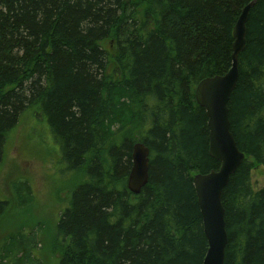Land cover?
<instances>
[{
	"label": "trees",
	"instance_id": "obj_1",
	"mask_svg": "<svg viewBox=\"0 0 264 264\" xmlns=\"http://www.w3.org/2000/svg\"><path fill=\"white\" fill-rule=\"evenodd\" d=\"M251 2L228 102L245 159L222 192L224 264H264V186L252 185L264 165V0H0V166L9 133L35 110L69 177L56 264L203 263L193 177L220 163L195 88L230 69L233 28ZM138 141L149 179L135 194L127 178ZM14 187L17 202L31 200L26 181ZM10 203L0 194V218ZM40 235L10 233L0 264H42Z\"/></svg>",
	"mask_w": 264,
	"mask_h": 264
},
{
	"label": "rangeland",
	"instance_id": "obj_2",
	"mask_svg": "<svg viewBox=\"0 0 264 264\" xmlns=\"http://www.w3.org/2000/svg\"><path fill=\"white\" fill-rule=\"evenodd\" d=\"M58 158L42 116L28 110L9 133L0 166V194L11 202L8 212L0 218V243L18 229L36 226L42 238V264L57 262L55 224L68 199L69 177H60ZM17 180L30 185L31 200L17 202ZM252 185L255 190L264 186V165L253 167Z\"/></svg>",
	"mask_w": 264,
	"mask_h": 264
},
{
	"label": "water",
	"instance_id": "obj_3",
	"mask_svg": "<svg viewBox=\"0 0 264 264\" xmlns=\"http://www.w3.org/2000/svg\"><path fill=\"white\" fill-rule=\"evenodd\" d=\"M253 3L247 4L242 9L233 28L234 41L230 69L224 75L202 79L195 89L196 101L205 109L208 119L209 154L220 163L217 171L197 173L193 177L208 241V250L202 264H224L228 235L222 192L231 175L245 158V153L239 149L231 132L228 102L237 86L238 58L246 45L247 20ZM148 179L149 149L138 141L132 152V167L127 186L131 192L138 194Z\"/></svg>",
	"mask_w": 264,
	"mask_h": 264
},
{
	"label": "bare ground",
	"instance_id": "obj_4",
	"mask_svg": "<svg viewBox=\"0 0 264 264\" xmlns=\"http://www.w3.org/2000/svg\"><path fill=\"white\" fill-rule=\"evenodd\" d=\"M231 61H232V60H231ZM132 152H133V151H132ZM219 167H220V166H219ZM218 169H219V168H218ZM218 169H217V170H218ZM217 170H214V171H217ZM211 171H212V170H211ZM211 171H210V172H211ZM208 173H209V172H208ZM202 174H203V173H202ZM204 174H205V173H204ZM127 179H128V178H127ZM198 205H199V204H198ZM207 243H208V242H207Z\"/></svg>",
	"mask_w": 264,
	"mask_h": 264
}]
</instances>
